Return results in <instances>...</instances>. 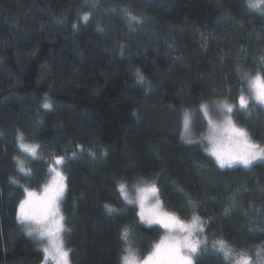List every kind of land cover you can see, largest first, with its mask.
<instances>
[{
    "label": "trees",
    "instance_id": "obj_1",
    "mask_svg": "<svg viewBox=\"0 0 264 264\" xmlns=\"http://www.w3.org/2000/svg\"><path fill=\"white\" fill-rule=\"evenodd\" d=\"M125 9L143 23L130 25ZM262 56L264 14L247 0H0V264H54L17 215L23 189L40 192L60 156L70 264H121L125 228L139 259L164 237L121 183L127 196L155 184L161 209L200 218L207 249L194 264H229L216 240L264 262V160L221 168L203 131L184 127L201 105L237 104L241 73ZM249 112L232 119L264 146V106L249 101Z\"/></svg>",
    "mask_w": 264,
    "mask_h": 264
},
{
    "label": "snow or ice",
    "instance_id": "obj_2",
    "mask_svg": "<svg viewBox=\"0 0 264 264\" xmlns=\"http://www.w3.org/2000/svg\"><path fill=\"white\" fill-rule=\"evenodd\" d=\"M249 9L257 10L264 14V0H247ZM124 16L129 24H142L143 21L132 15L126 9L123 10ZM80 19L84 23L90 20V14L84 12ZM75 27V26H74ZM103 31V29H100ZM123 54V46H121ZM261 68L252 72H242L241 79L246 82L247 94L245 89L239 90L238 103L230 104L225 101L213 107L220 113L222 119L219 122L212 120L209 116V106L201 105L204 116L208 118L209 132L206 139L211 147L206 149L216 157L221 168L235 167L242 165L250 168L257 160H264V146L254 143L251 140L248 130L239 127L232 119L234 109L243 110L249 113V101L253 104L264 106V56L260 58ZM237 71H240L238 68ZM137 77L140 82L144 81V76L137 70ZM44 108L51 109L50 103H45ZM189 125L188 114L184 115V127L187 130ZM20 147L31 156L37 155L38 145L25 144L23 134L17 136ZM189 143L192 141L189 140ZM83 151V149H81ZM103 152L102 155H106ZM73 157L76 153L73 152ZM95 158L96 153H90ZM65 157H54L50 167L51 180L45 184L43 193L38 195L36 192L24 188L26 196L20 201L18 206L17 219L27 230L29 235L45 239L47 247L43 249L45 257L56 261V264H68V250L64 249L61 234L65 231L64 216L60 213L59 202L64 197L67 185L65 176L57 165L64 164ZM17 166L21 172L30 171L25 168L24 162L17 158ZM11 183L19 184L18 180ZM123 183L118 185L120 193L128 203H139L140 219L147 224H158L167 230V234L153 246L152 251L143 260L136 255V250L129 242L130 233L127 228L121 233V239L125 241L124 255L121 256V264H194V257L202 250L207 249L206 238L200 239L204 232L203 222L198 216L193 215L190 222L180 220L176 215L164 212L161 209V202L158 197V189L155 184L136 188V198L129 199ZM109 212L116 209L105 206ZM227 214V210H226ZM212 248L222 254L229 264H251V257L246 252H236L224 240H216ZM260 256V251L256 252ZM264 264V262H261Z\"/></svg>",
    "mask_w": 264,
    "mask_h": 264
},
{
    "label": "rangeland",
    "instance_id": "obj_3",
    "mask_svg": "<svg viewBox=\"0 0 264 264\" xmlns=\"http://www.w3.org/2000/svg\"><path fill=\"white\" fill-rule=\"evenodd\" d=\"M245 94H247V91H245ZM203 113V111H202ZM209 116L212 118V120L214 121H217L219 122L220 119H222V117L220 116V113L215 109V108H212L211 106L209 107ZM203 131V134L205 135V137L208 136V132H209V124H208V118L204 116V113H203V118L201 117V115H198V116H195L194 118L191 117V119L189 118V125H188V129L186 130V134L187 135H192V134H197L199 133V131ZM193 132V133H192ZM208 142V145L211 147L209 141L207 140ZM256 143V142H254ZM31 145H36V144H31ZM261 145V144H260ZM259 161V160H257ZM255 163V162H254ZM57 170L60 171L59 167L57 168ZM51 180V176L49 178V180L47 181V183ZM136 190V189H135ZM135 190H132L131 192H128V197L129 199H135L136 198V191ZM31 191V190H29ZM43 193V189L40 191V192H37L38 195H41ZM26 196V195H25ZM63 199V198H62ZM62 199L60 200L59 202V208H60V213H61V210H62V207H61V204H62ZM137 204H139L137 202ZM162 207V206H161ZM162 210L164 212H167L165 211L163 208ZM170 213V212H169ZM62 214V213H61ZM158 225V224H156ZM163 228V227H162ZM164 229V228H163ZM164 236L167 234V230L164 229ZM63 235H64V232L61 234L62 236V239H63ZM46 239V238H45ZM45 239H43L44 241V247H47V243L45 242ZM63 246H64V249L66 250L65 248V244H64V240H63ZM150 254V253H149ZM146 257V256H145ZM144 257V258H145ZM144 258H141L140 260H143ZM48 259L51 260V258L49 257ZM53 263L56 264V261L53 260ZM68 264H70L69 262V256H68Z\"/></svg>",
    "mask_w": 264,
    "mask_h": 264
}]
</instances>
